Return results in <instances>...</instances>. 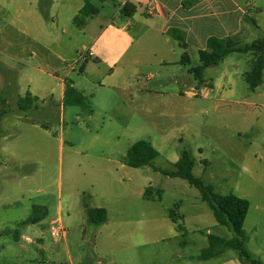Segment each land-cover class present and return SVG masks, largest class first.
I'll return each instance as SVG.
<instances>
[{
	"label": "rangeland",
	"instance_id": "obj_1",
	"mask_svg": "<svg viewBox=\"0 0 264 264\" xmlns=\"http://www.w3.org/2000/svg\"><path fill=\"white\" fill-rule=\"evenodd\" d=\"M238 1L248 12L226 37L244 46L264 38V0ZM82 4L0 0V264H49L41 245L62 250L46 231L59 205L68 231L85 227L87 264H105L106 256L108 264H251L232 249L199 260L208 235L230 240L233 233L217 224L187 181L151 166L131 168L128 180L123 166L138 141L160 153L155 167L173 170L186 151L195 176L216 193L247 199L245 249L264 264V78L254 92L244 80L253 57L229 55L205 70L203 86L193 73L200 65L196 45L188 46V63L162 65L166 37L129 19L139 62L114 71L108 61L90 60L82 72V51L107 52L104 42L115 26L98 35L120 3L95 1L101 13L84 28L74 23ZM173 44L181 59L180 43ZM64 85L81 91L87 107L64 106ZM29 94L38 100L21 110L19 101ZM150 186L147 200L142 194ZM40 203L54 214L26 224ZM95 206L106 207V224L87 223L86 208Z\"/></svg>",
	"mask_w": 264,
	"mask_h": 264
},
{
	"label": "trees",
	"instance_id": "obj_2",
	"mask_svg": "<svg viewBox=\"0 0 264 264\" xmlns=\"http://www.w3.org/2000/svg\"><path fill=\"white\" fill-rule=\"evenodd\" d=\"M105 3L108 0H84V5L74 17V23L78 27H85L88 19L97 16L100 9L95 6L94 2ZM137 13V6L131 2H126L120 8V14L123 17L131 18ZM172 38L178 41L184 49L187 47L185 34L178 30L170 32ZM233 53L248 54L253 57L252 69L244 74V80L247 83L250 91L254 92L263 83L264 78V38L258 39L250 44L241 46L240 43L232 37L218 38L210 37L207 40L205 50L199 51L200 65L193 69L196 80L199 83H204V72L211 66H216L223 62L229 55ZM190 61L189 55L185 52L182 57V63L186 64ZM38 98H33L30 94L19 101L21 110H29ZM64 106H79L87 107L86 96L71 85H66L64 93ZM1 132V128H0ZM160 153L148 141H138L134 143L127 152L128 167L139 169L146 166H151L154 171L160 172L171 178H180L187 181L191 186L196 188L204 202H206L211 210L217 224L227 227L232 233L233 238L225 240L219 236L208 235L209 245L202 250L198 257L200 261H209L220 257L228 249L238 252L239 256L251 264H263L255 259L246 249L247 234L244 229V224L250 210V203L247 199L239 197L235 194L220 195L215 192L212 185L206 184L202 178L195 176L193 170L195 162L192 156L184 151L179 160L174 163L173 170H164L157 168L153 162L158 158ZM154 188L148 187L145 190V198L150 199ZM161 195L160 190H155ZM43 207L35 206L32 211V216L27 220L26 224H36L44 219ZM88 222L93 225H101L108 221V212L104 208H88ZM174 222L177 224L173 214H170ZM182 229L181 225H178Z\"/></svg>",
	"mask_w": 264,
	"mask_h": 264
},
{
	"label": "crops",
	"instance_id": "obj_3",
	"mask_svg": "<svg viewBox=\"0 0 264 264\" xmlns=\"http://www.w3.org/2000/svg\"><path fill=\"white\" fill-rule=\"evenodd\" d=\"M120 3L116 10V16L120 21H117L116 18L113 21H110L106 25L101 26L100 34L98 38L102 39L108 32V29L112 26H115V32L110 40L104 42V51L107 52H99L98 54H94V57L89 59L86 62H83V66L81 68L82 72L88 68V64L90 60L95 61H108V64L114 68V71L117 69H123V71L128 69L129 65L135 64L139 62L138 55L135 52H131L136 45H138L136 39H132L130 36L131 27L134 24H138L141 26L143 23L148 25L147 32H153L155 34H161L166 37L164 41L165 45H169V48H162L161 54L164 55L162 57L161 62L162 65H171L174 67L177 64H183L182 57L186 52L188 54V46L190 44H194L198 48V54L200 50H205L207 46V40L210 37H218L225 38L227 34L232 30V27L236 24L237 27L240 25L242 21V17H246L248 10L244 9L241 3L238 0H114ZM126 2H131L137 6V13L131 17L126 18L120 14V8ZM106 3V2H105ZM104 4V3H102ZM83 7L79 5L76 8L75 16L78 14L80 9ZM101 13V7H98ZM99 13V14H100ZM98 14V15H99ZM97 15V16H98ZM74 16V17H75ZM93 18V17H92ZM91 19V18H90ZM129 19L134 23L133 25L129 22ZM128 20V21H127ZM125 22V23H124ZM88 23V21H87ZM87 25V24H86ZM121 27V28H120ZM84 28V27H83ZM172 30H178L185 34V41L187 47L184 49L180 46V49L183 50L181 53V59H178L179 52L175 48V44L173 41L178 42L172 38L170 32ZM157 54V53H155ZM205 80V79H204ZM206 81V80H205ZM203 86H206V82L202 83ZM201 85V83H200ZM66 85L61 88V99L64 101V93H65ZM34 98V97H33ZM126 167V176L129 177L131 175V167ZM134 169V168H132ZM120 182L124 183L125 178L122 177ZM151 187V186H150ZM148 188V187H147ZM145 188V190L147 189ZM145 190L142 194L143 198H145ZM130 193V191H128ZM146 199V198H145ZM150 200V199H147ZM48 203H40L38 205L32 206V211L35 206L43 207V214L45 217L39 223L47 219L48 217H52L54 214L53 209L50 211ZM104 206H95L94 208H103ZM106 207H104L105 209ZM88 208H86L87 213ZM108 212V211H107ZM32 213V212H31ZM51 213V215H50ZM57 215L62 218V208L59 205L57 207ZM55 213V214H56ZM32 216V214H31ZM28 218V220L31 218ZM63 220V218H62ZM109 220V216H108ZM88 222V215L86 218ZM108 222V221H107ZM106 222V223H107ZM104 223V224H106ZM38 224V223H36ZM35 225V224H32ZM246 225V221L244 227ZM3 233H0V236ZM47 234H49L47 232ZM17 237V236H16ZM2 238V237H1ZM96 242L97 237H94ZM87 241L85 227L84 226H76L73 232L68 231V234L65 239L56 243H63L62 250L50 251L49 248L45 245L44 240H42V250L46 254L48 259V263L56 264L57 260L58 264H85V252L83 251L84 243ZM95 247L97 249L96 243ZM63 255L66 261L64 263L60 260V256ZM53 256V257H52ZM54 256H59L58 258H54ZM104 256L105 253H104ZM106 258L105 264H108L109 260ZM143 258V257H142ZM51 260V261H49ZM143 260H145L143 258ZM87 264V263H86ZM99 264H102L99 261Z\"/></svg>",
	"mask_w": 264,
	"mask_h": 264
},
{
	"label": "built area",
	"instance_id": "obj_4",
	"mask_svg": "<svg viewBox=\"0 0 264 264\" xmlns=\"http://www.w3.org/2000/svg\"><path fill=\"white\" fill-rule=\"evenodd\" d=\"M94 57V53L91 51H85L80 53V59L84 62ZM46 231L54 239V241L59 242L66 238L68 230L64 226L63 220L61 217L52 218L46 227Z\"/></svg>",
	"mask_w": 264,
	"mask_h": 264
}]
</instances>
